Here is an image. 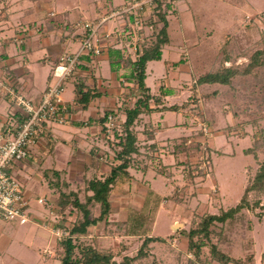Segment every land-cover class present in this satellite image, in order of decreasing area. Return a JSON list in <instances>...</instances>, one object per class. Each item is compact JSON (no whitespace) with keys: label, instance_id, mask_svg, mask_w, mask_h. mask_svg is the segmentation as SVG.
<instances>
[{"label":"rangeland","instance_id":"374dc122","mask_svg":"<svg viewBox=\"0 0 264 264\" xmlns=\"http://www.w3.org/2000/svg\"><path fill=\"white\" fill-rule=\"evenodd\" d=\"M100 1L105 3L106 7L96 0H57L56 6H52L50 9L44 8L42 15L44 18H40V23L32 28L30 27L33 30L28 31L30 32L28 37L32 38L35 43H37L36 39H44L41 42L44 45L40 46V48L45 51L50 44L57 43L56 40L61 34H69V38L73 40L70 44L71 49L67 50V48L60 47V50L56 51V54H59V56L57 55V60H59L63 54L80 52L83 39L88 37L90 33L87 35L85 33L88 32V28L85 26L86 22L93 25L102 18H107L104 21L101 20L102 24L92 26L94 32L91 34V43L96 44L101 49V52L93 57V60L95 61L101 56V53L108 46L123 49L125 56L129 55L134 60L137 57L136 51L139 52L142 48L153 46L156 35L163 25L159 19V14H163L166 18V32L169 40L162 46L161 58L154 61L150 60L151 62L148 61L146 63L145 85L148 87L150 94H154L158 98L157 101L150 100L152 108L165 107L172 111L174 116L183 115L180 121L186 122L189 128L182 133L178 131L176 136H181L185 133L184 135L187 137L184 138H187L186 144L189 147L187 152L175 155L173 154L174 144L172 143L166 145V142H159V139L154 143H141L145 139V127H142V122L148 120V116H143L142 122L141 118H137L135 122L141 123L139 125L141 129L138 127L139 129L135 131L140 133L138 135L140 143L138 147L141 149L140 155H127L126 158L131 167L125 169L126 171H121L122 176L120 178L122 180L126 179L128 176L126 174L131 171H129L130 168L142 170L146 166L148 169L151 168L148 170L151 180L155 177L154 181H156L155 184L152 181L150 182L151 189H146L148 192L145 195L138 196L143 199V203L137 202L140 204L138 207L141 212L128 208L124 203L121 204L127 206L125 209L130 214L133 213L127 229L147 235L152 229L155 213L159 209L155 220V231L158 236H161L171 228L168 223L169 220L177 219V223H180L173 228L174 231L185 227L182 222L186 223L185 229L187 227L191 228L197 224L196 222L200 221L202 216L219 214L222 210L235 206L239 202L244 188L258 168L259 162L264 160V153L260 151L261 148L257 152L260 161L251 155L244 154V150L251 147L255 141L259 143V147H262V144L264 145V109L262 112H255L257 109L255 102H252L253 105H248L249 99L244 97H248L251 94L249 85L251 83H245L251 78V75L248 77L243 75L234 76L231 79L234 89H232L233 87L230 84H198L196 81L199 76L220 65L221 58L216 59V57H219L220 46L224 40H227L229 33H237L238 38L236 39L237 44L228 46L233 55L231 54V60L224 62V66L242 68L248 62L251 52L263 47L262 42H264V39L263 41L261 40L264 32V0H245L250 3L252 7L250 10L245 7L243 0H159L158 4L154 0H140L136 2V4L139 3L142 6V10L136 14L138 19H140V23L132 25V31L130 32L125 29V26L128 25L126 18L122 19L121 16L115 17L113 15L111 17L110 15H105L109 11L108 3L116 2L119 6H122L125 4V0ZM1 12L2 7L0 6V14ZM246 25L247 27L252 25L257 27L248 31L245 28ZM50 26H52V29L48 30ZM67 26L69 28L64 31V27ZM39 27L40 30L38 29ZM115 28L125 30L123 35H121L123 37L118 38V36L112 35L106 38L104 36V33L110 34ZM16 37L17 34L11 33L7 35L6 39ZM20 38L21 35L18 34L16 42H19V44ZM238 51L244 54L234 57V54ZM84 52L82 51L80 54H84ZM33 55L41 54L37 52ZM92 65L94 63L91 65L87 62L82 63L81 73L87 72L88 74V69L91 70ZM49 67L50 65L48 64L45 67V71L49 70ZM108 69V66L105 67L106 71L103 74H101V70L99 77L95 74L99 79L96 85L98 86V84L102 83L101 79L103 81L111 80L112 85L110 82H103L100 85L101 88L104 86L105 88L109 87L111 90L108 91L109 93L118 94L116 92H119L122 98H118L117 95L118 100L114 98V104L110 99L111 96L98 101V113L104 114L107 110L109 112L112 109L122 110L119 112L121 114L120 121L122 122L125 119V110L129 106L131 107L143 93L139 89L136 80L130 79L131 85H125L124 81H118L111 74L112 72L107 74ZM73 74L65 82L71 77H75V74L74 76ZM104 74L106 75L105 77H103ZM118 82L121 85H118ZM106 84L110 85L106 86ZM73 86L74 84L72 85V83L67 85L66 91L62 94V99L63 97L67 99L71 96ZM123 88L124 91L122 92L121 89ZM170 89L173 90L172 94L168 92ZM124 94L126 95L124 96ZM231 94H234L235 97L233 98ZM63 102L65 103L66 101L64 100ZM171 106L176 107L173 110ZM245 107L249 108L245 115L240 114L237 116L233 114L234 111L239 112ZM165 112L156 113L154 117L151 114V120L158 122L157 116H160V114L165 116ZM102 116L98 117V119ZM202 116L205 118L203 119ZM171 118L172 115L168 116V119ZM255 118L256 121L254 123L251 120ZM99 124L101 123L99 122ZM101 126H103V123ZM120 130H123L122 123ZM119 131L117 132H121L124 136V132ZM102 132L104 139H112L110 140L112 143L110 144V151L106 150L108 157L106 155L104 158L107 159L106 163L111 164L110 167H114L121 162L116 157V152L119 150V147L116 146L117 140L111 134H106L104 128ZM154 135L158 136V138H163L164 136L168 137L169 133H165V135L162 133L155 134L154 131ZM197 142L201 144L199 150H196L195 147ZM104 144L107 145L106 142ZM153 145L154 147H152ZM79 148V151L74 153L75 156L70 158V161H64V158H60L58 161L56 159L55 165L51 163L44 164L43 160L45 158L40 159V154L39 156L36 155L37 158H29L25 162H19L21 164L18 165L19 168L16 172L23 185L26 186V194L31 202L29 206L30 220L20 225L15 220L5 222L0 220V225L3 224L7 236H12L14 233L17 234V232L22 233L30 226L42 228L48 234L50 233L51 236H37L35 247H27L24 244V240L26 242L25 236H18L16 237L17 242H12L7 247L5 244L6 240L2 239L5 235L2 234L0 237V264H17L12 261V257L7 255L6 252H10L15 258L22 262L24 261L26 264H61L57 252L60 239L57 237L56 232L57 230L59 232L64 231L63 236H67L68 229L75 220L80 218L81 214L77 208L68 206L71 203H66L65 207L62 208L59 205V196L61 193H69L67 186L70 184L69 180H71L75 182L77 188H80L79 192L82 195L78 198L81 202H84L87 198V181L90 178L92 179V176L98 175V171L92 173V169L88 166L90 164L93 165V161L92 163L89 161L91 156L88 157L86 155L84 157L85 153L88 154L92 151L94 155L95 149L88 150L92 147L86 144L85 147L80 144ZM155 151H157V154ZM97 153H99V150ZM207 155L212 158L210 162L205 160ZM157 158L162 161L159 162ZM38 163L41 167H38ZM53 166H60L63 173L68 172V174L66 176L62 175V171L60 173L56 171L55 174L54 170H52ZM104 170L105 174L107 173L108 175L110 173L109 167L100 171L104 172ZM135 174L141 178L140 181L142 183L144 181L146 183L150 179L149 176L147 178L148 172L147 174H141V171H137ZM144 187L148 188L142 184L143 191L145 190ZM111 188L108 198L111 203L113 202L114 206L106 217L107 222L105 219L98 221L89 226V230L84 236H75L76 248L74 256H79L81 246L87 244L94 245L100 250L111 251L113 253L112 260L117 263L126 257H134L137 253L141 245L139 238L130 237L123 239L120 236H112V233H108V231L114 230L110 222L115 221L117 218L118 210L115 205L116 200L118 199L120 202L121 198L118 197L120 188L116 184ZM135 188L138 192L137 185H135ZM165 193L167 196L164 195ZM163 195V199L167 200L166 203H169V200L173 202L164 207L159 206V201ZM39 197L43 198V203L37 202L36 198ZM71 198L74 197L71 196ZM255 198L256 194L254 192L248 194L250 203ZM259 200V207L242 209L239 214L234 216L235 220L231 223H215L210 226L211 239L206 242V245L201 250V253H205V257H203L204 259L201 257V261L205 260V262L200 261L197 264H220L210 257V245L213 242L217 244L218 236H232L233 247L229 246L233 250L231 251L230 248H227L232 257L241 258L242 260L252 257L254 264H264V259L261 256L262 252H264V193L259 196ZM176 204L180 205V207L178 206L180 209L168 214L167 208L170 205L175 207ZM186 206L189 210L183 208ZM87 211L89 218H94L99 214V205H96V203L87 204ZM192 213V220H187ZM37 231L38 229L34 228V232L36 233ZM0 232L2 231L0 230ZM184 232L179 233L184 235ZM28 238L27 242L30 244L31 240ZM224 246H220V249H223ZM174 247L159 244V249L158 247H151L147 250V257L133 259L131 262L132 264H188L186 256L188 258H193V256L188 254V252H186V256L178 253L180 251L183 252L184 249H182V246L178 248L177 242Z\"/></svg>","mask_w":264,"mask_h":264},{"label":"crops","instance_id":"0c3cea01","mask_svg":"<svg viewBox=\"0 0 264 264\" xmlns=\"http://www.w3.org/2000/svg\"><path fill=\"white\" fill-rule=\"evenodd\" d=\"M56 1L57 0H0V3H1L0 6L2 7V12L0 14V83L1 82L2 83H8L9 86H12L16 91L24 94L25 96L29 97L33 101H38L40 99L41 94L43 93V91L46 89V87L48 86V84L50 82V78H51L50 74H51L52 68L57 63V57L59 56L58 53L56 54V51L60 50V47L67 48V50L71 49L70 44L72 43L71 41H73L69 38V34L65 35L63 33L57 38L56 44H50V46L46 47V50L44 51L42 48H40V46L44 45L43 43H41L42 40H44V39H41V38L36 39L35 36H33V38L36 39V41H37V43H35V41L32 38L28 37V35L30 33L28 31L33 30L31 28L34 25H37L38 23H40L39 22L40 18H44V17H42L43 12H44V8L50 9L52 6H56ZM96 1L100 2L101 4H103L106 7L105 3H102V1H100V0H96ZM133 1L134 0H125L124 3L133 2ZM117 5H119V4L116 2H113V3H108L107 7L110 9V8H113L114 6H117ZM68 28H69L68 26L64 27V31H66V29H68ZM38 29L40 30V27ZM50 29H52V26H50V28L48 30H50ZM11 33L17 34V37L6 39L7 35H10ZM18 34L21 35L20 44H19V42H16L18 39ZM72 35H74V34H72ZM2 37H5V38H2ZM47 40H49V39H47ZM52 41H54V40H52ZM107 51H108V47H106L105 51L103 53H101V56H99L95 61L93 60L94 56L89 57L90 58L89 59L88 56L86 55L81 59V61H80L81 65H82V63H85V62H87L89 65L94 63V65L91 66L92 67L91 70L88 69V71H89L88 74H87V72L84 74L81 73L82 72L81 71L82 66L77 67L76 70L74 71L75 77H71L67 82H65V86H64L62 94H64V92L66 91V87H67V85H69V83L70 84L72 83V85L74 84L73 89H72L73 93L71 94V96H69L67 99H65L63 97V99L66 101L65 102L66 105H68V107H69V123L68 124H57V123L49 124L46 132L41 137L40 142H38V144L34 148L32 154L30 155L29 158H33V159L37 158L36 155L39 156V154H40V159L45 158L43 160L44 164H46V163L50 164L51 163L52 165H55L56 159L58 161L60 158H64V161H66V160L70 161V158H72V157L74 158V156H75L74 153L79 151L80 144H82L84 147L86 144L89 147H92L88 150L91 151L92 149H95L94 155L92 154L93 151L89 152L88 154H86L84 152L85 153L84 157L86 155H88V157L91 156V158H89V161H90V163H92V161H93V165L92 164L88 165L90 167V169H92V173H95L98 171V175L96 174V176L95 175L92 176V179L93 178L103 179L107 176V173L105 174V170H104V172H102L100 170H102L103 168L105 169V168L109 167V171H110L112 168V167H110L111 164L109 165L108 163H106L107 159L104 158L107 155L106 150L110 151V144H112L110 140H112V139L111 138L110 139L109 138L104 139V137H103V132H102L103 126H101V125L104 122V120L101 121V119H103L104 114L108 113V110L104 114H99L98 113L99 108L97 107V103H98V101L105 99L107 96H111L110 99L114 104L115 99L118 100L117 95H118V98H122V95L119 94V92H116L118 94L109 93L108 91H111L109 87L105 88V86H104L103 88H101L100 85L103 84V82H105V83L110 82V84L112 85L111 80L103 81L101 79L102 83L100 85L98 84V86H97L96 82L99 79L96 77V75H98V77H99L100 71L102 70L101 74H103L106 71L105 67L108 66L109 69L107 70V74L112 72L111 74L114 75V77L118 81L122 80V81H124L125 85H127V84L131 85V82L129 80H127V78L125 76L126 75L125 73L127 72L126 68H120L118 71H112L110 69ZM37 52H40L41 55H33L34 53H37ZM48 64L50 65L49 70L45 71V67ZM74 74H73V76H74ZM86 75H88V76H86ZM105 76L106 75L104 74L103 77H105ZM79 77H82V78H79ZM77 80L83 81L85 86L90 87L92 92L96 91L99 93V95L97 97L91 98L90 101L85 106L82 105L80 102H78V96L75 92V86H76V83H78ZM110 84H106V86L110 85ZM118 85H121V83L118 82ZM121 91L123 92L124 88L121 89ZM168 92H170V94H172L173 90L170 89V90H168ZM125 95L126 94H124V96ZM112 96H113V98H112ZM103 103H105V102H103ZM108 105H110V104H108ZM160 109H161V111H160ZM15 110H17V107L14 104V102L11 100L10 97H8L4 93V89L0 88V130L3 128H6L8 126V122H10V116L8 115V112L9 111H15ZM162 112H165L166 114H164L165 116H163V115L161 116V114H160V116H157L158 122H154L155 120H151V116H150L151 114H152V117H154V114L162 113ZM170 115H172V118L168 119V116H170ZM178 115L174 116L172 111L162 109V107H159V109L157 108V109L151 111L150 113H141L138 116L139 119L141 118V122L143 120L142 119L143 116H148V120H145L144 122H142V127H145V133H144L145 139L141 143H144V144H145V142L154 143L155 141H157V139H159L160 140L159 142H162V141L166 142V145L169 143H172L175 146V144H177L178 141L180 142L184 137H187L184 135L185 133H183L181 136L180 135L176 136L177 135L176 133L178 131H180L182 133L183 131H186L189 128V126H188V124H186V122H183V120L180 121V119L182 118L183 115H181V114H178ZM100 116H102V117L98 119V117H100ZM11 118L16 120L15 122H18L21 120L20 119L21 115L19 112H17ZM135 121L131 127V130L134 132V135L136 137L135 145L137 146L138 150L131 153V154L132 155H140L141 149H140V147H138V145L140 144L139 140H138L139 139L138 135L140 133L135 132V131L140 128L139 125L141 123L139 124ZM99 122L101 124H99ZM145 123H146V126H145ZM154 131H155V134L156 133H162L165 135V133H169V136L168 137L164 136L163 138H158V136H156V135L153 136ZM173 133H174V135H173ZM154 137H156V138H154ZM105 142L107 143V145L104 144ZM152 147H154V145ZM162 149H164V148H162ZM98 150H99V153H97ZM112 151H115V150H112ZM96 153H97V155H96ZM155 153L157 154V151H155ZM179 153H183V151L177 152V151H175V147H174L173 154L178 155ZM97 156H99V157H97ZM107 157H108V155H107ZM109 157H111V156L109 155ZM157 159L159 162L162 161L159 158H157ZM20 164L21 163H18L16 165V169L19 168L18 165H20ZM57 165H59V164L57 163ZM38 167H41V165H39V163H38ZM128 167H131V164H128L127 168ZM149 169H151V168H149ZM149 169L146 166H144L142 170L130 168L129 171L130 170L131 171L126 174V175H128L126 177V179L122 180V178H120L122 176L121 175L117 178L115 183L112 185V186H114L116 184V186L118 188H120V190H119L120 193H119L118 197L119 198L121 197L120 202L117 199L116 200L117 202L115 205V208L118 210L117 211V218L115 221L110 222L111 227H114V228L117 227L116 232L112 233L113 234L112 236H120L123 239H125V238L128 239L130 237L131 238L137 237L140 239L141 242L145 237L155 236V237H159V238L164 239V241H153L149 244L150 247H153V248L158 247V249H159V244L160 245L164 244V245H168V246L170 245V246L174 247V244L177 242V247L179 248L182 246V249H184V251L182 250L183 252H181L179 250L182 256H183V254H185V256H186V252H188V254H191L187 249L188 248V238L186 236V231H188L189 228L187 227L185 229V227H186L185 222H182L183 225L185 226L184 228H182V230L179 229V230L174 231L173 230V225H174L173 223L177 222V219H174L172 221L169 220L168 223H169V225H171V228H169V231L164 233V235H161V236H158V234H156L155 220H156V215H157V212L159 211V209L155 213L156 215H155V219H154V222L152 225V229L147 235L135 233V232H132L129 229H127L128 222H130V220L132 219L131 215H133V213L130 214V212L125 209V207L128 206V208L136 209L138 211L139 210L138 206L140 204H138L137 202L139 201V202L143 203V201H142L143 199H141L142 197L139 198L138 196L145 195L148 192V191H146V189H151V183H150L151 181H152V183L155 184V181H156V180L154 181L155 177L151 180V177H150V174L148 171ZM52 170H54L55 174H56V171H58L59 173L62 171L60 166H53ZM137 171L138 172L141 171V174H147V172H148L147 178L149 176V178H150L149 181H146V183L144 181V183H142V181H140L141 178H139L135 174V173H137ZM61 174L66 176L68 174V172L63 173V171H62ZM102 174H103V176H101ZM144 176H146V175H144ZM69 181H70V184H68V186H67L68 191L75 193L78 197L79 196L81 197L82 194L79 192L80 188H77V185L75 184V182H73L71 180H69ZM137 181H139V182H137ZM142 184H144L148 187V188L144 187L145 188L144 191L142 190ZM135 185H137L138 192L135 188ZM74 187H76V188H74ZM43 189H44V187H43ZM111 190H112V188H111ZM111 190H110V192H111ZM91 194H92L91 191H87V193H86L87 196H90ZM109 195H110V193H109ZM164 195H166V193ZM164 195L161 197L162 199L159 201V206H161V207L167 206L169 203L171 204V202H173V201L169 200V203H166L167 200L163 199ZM92 203H96V202H92ZM92 203H89V204H92ZM122 203L126 204L127 206L121 205ZM71 204H69L68 206L76 208L73 206V204L72 205ZM96 205H98V204L96 203ZM113 206H114L113 202L111 203V201H110V209L113 208ZM178 206L180 207V205H178V204H176L175 207L170 205L167 208V213L170 214L174 210H177V209L179 210L180 208ZM183 208L185 210H187V209L189 210V208L187 206L183 207ZM139 212H141V211L139 210ZM192 218H193V213L191 214V216L189 218H187V220H192ZM3 222H5V221H3ZM4 224H6V223H4ZM18 225H20V224H18ZM120 225L123 227L125 232L123 230L122 231L118 230V226H120ZM34 228L38 229L39 232L37 231L35 233ZM0 230L2 231V232H0V237L2 236V234L5 235L2 239L6 240L5 244L7 247L10 244H12V242H17L16 237H18V236H25L26 242L24 239L23 240H24V244L27 247H35V245H36L35 243L37 242L36 241L37 236H51L50 233L48 234L45 230H43L42 228H38L37 226L36 227L30 226L26 230L22 231V233L17 232V234L14 233V235H12V236H7L5 234L6 230H4L3 224L0 225ZM88 230H89V227H88ZM183 231H185L184 235L179 233V232H183ZM27 237H29L28 239L31 240L30 244H28V242H27L28 241ZM229 242H231V243L228 244ZM232 242H233L232 236H227L225 243H217V244L219 245L218 246L219 248H220V246L225 245L223 247V250L225 252H227L230 256H232V254L229 253L228 249H227V248H230V246L233 247ZM215 244H216V242H215ZM183 247H185V248H183ZM178 248H176V249H178ZM34 250H35V248H34ZM230 250H231V248H230ZM262 253H264V252H262ZM6 254L9 255L10 257H12V261H15L17 264H20V263L26 264L24 261L22 262L18 258H15V256L12 255L10 252H6ZM201 254L202 255H200V257H202V258L205 257V253H201ZM191 256H192V254H191ZM186 257H188V256H186ZM46 261H48V260H46ZM204 262H205V260H203V263ZM215 262L220 263L218 261H215ZM230 263H233V262H230ZM220 264H222V263H220ZM227 264H229V263H227Z\"/></svg>","mask_w":264,"mask_h":264},{"label":"trees","instance_id":"16d2710c","mask_svg":"<svg viewBox=\"0 0 264 264\" xmlns=\"http://www.w3.org/2000/svg\"><path fill=\"white\" fill-rule=\"evenodd\" d=\"M245 3V7H247L248 10L252 9L249 2L243 0ZM157 4L159 3V0H154ZM241 4V3H240ZM243 5V4H242ZM118 6H114L113 8H110L109 10L118 8ZM204 13V12H201ZM200 13V14H201ZM129 21L130 23L134 22L135 15L129 14ZM122 19H127V15L123 14L121 16ZM159 19L162 21V27L159 29L156 40L150 48L145 47L142 48L141 51H136V59L132 60L129 55L125 56L124 50L121 48L108 46V62L110 69L112 71H118L120 68H126L127 72L125 73L126 78L128 80L132 79L133 81L136 80L139 89L142 90L143 95L138 97L135 101V103L128 107L125 110V120L122 123V127L124 132L121 134L119 130L114 131L112 137L116 138V146L119 147V150L116 152V157L120 159V163L115 165L111 168L110 173L103 179L93 178L87 181V190L91 191L92 194L90 196H87L86 200L84 202H81L78 198V196L72 192L69 193H61L60 194V200L59 205L64 208L66 203H72L74 207L78 209V212H80L81 216L77 220L73 222V225L68 229V235L64 236V238H59V248L57 250L59 261L61 264H132L133 259L138 258H145L148 256V249L151 247L149 244L153 241H164V239L151 236V237H145L140 247L137 250V253L134 257H126L121 262L117 263L116 261L112 260L113 253L109 250H100L96 246L92 245H82L80 248V255L74 256V250L76 248V244L74 242L75 236H84L86 232L88 231V227L92 224L97 223L98 221L104 220L107 222L106 217L108 216L110 212V201H109V193L111 190L112 185L115 183L117 178L121 176V171H126L129 161L127 160V155H130L131 153L137 151V146H135L136 137L131 130V127L134 123V121L138 118V116L141 113H150L151 111L157 109L152 108L150 105V100L157 101L156 95L150 94V91L148 87L145 85V67L146 63L150 60H158L161 58L162 55V46L168 42L167 32H166V26H167V20L164 17L163 14H159ZM259 25V24H258ZM256 25L248 26L246 25V29L248 31L253 30ZM118 28H115L113 32L110 33V36H118V38L123 37L121 34H118ZM126 31H131L130 26H125ZM87 34V32H85ZM227 40H224L223 44L220 46L219 49V57H216V59L221 58V63L218 67L213 68L212 70L208 71L207 73L201 75L197 79L198 84L203 83H219L224 85H229L233 87V84L231 83V79L234 76L243 75V76H250L247 81H245L246 84H249L251 87V94L247 96H244L249 99L248 105L252 104V102H255L257 109L255 112H262L264 109V42L262 48H257L251 52L249 55L248 62L243 66L242 68H239L237 66H224V62L229 61L232 59V53L228 49V46L230 44H237L236 39L238 38L237 33H229ZM264 39V32L262 33V40ZM121 40V39H119ZM122 41V40H121ZM232 54V55H231ZM244 54L240 51L236 52L234 54V57L236 55ZM86 56L82 55L79 57V60ZM88 58L91 57L89 54L87 55ZM95 56V55H93ZM90 59V58H89ZM181 62V60H180ZM80 63V62H79ZM77 65V67H80L81 64ZM76 67V68H77ZM79 80V79H78ZM77 80V81H78ZM234 89V87L232 88ZM75 92L78 96V102H80L82 105H86L91 98L97 97L99 95L98 92L94 91L92 92L90 87L85 86L83 81H78L75 86ZM217 94V92H216ZM234 98L235 95L231 94ZM257 101V102H256ZM232 106V105H231ZM176 106H171V108L174 110ZM162 109L168 110V108L163 107ZM249 108L245 107L241 109L239 112L234 111V115H240L244 114ZM171 110V109H170ZM107 114V113H106ZM103 116V119L101 121L105 120V115ZM203 119L205 118L202 116ZM206 121V119H205ZM255 123L256 118L254 120H251ZM121 128V126H120ZM119 131L120 133H118ZM202 132V131H201ZM203 133V132H202ZM187 139L183 138L180 142L175 144V151L177 152H187V145L186 144ZM258 142H254L251 147L246 148L244 150V154L251 155L252 157L256 158V160H259L258 157V150L259 148L262 153H264V145L262 144V147H259ZM116 147V148H117ZM196 150H199L201 147L200 142H197L195 144ZM122 158V159H121ZM205 160L210 162L212 158L210 155H207L205 157ZM250 192H254L256 194V198L253 200V202H249L248 200V194ZM264 193V160L259 162V166L256 169L252 179H250V182L247 184V186L244 188V192L242 196L239 199V202L230 208H227L226 210H222L219 214H208L205 216H202L200 218L199 222H196L197 224L195 226H192L189 228L188 231H186V236L188 238V251L192 254L193 258L187 257L188 264H197L201 261V250L206 245V242H208L211 239V231L210 226L215 223H221L225 224L226 222L231 223L233 220H235V217L237 214L240 213V211L244 208L247 209H254L260 206V200L259 196ZM74 197V198H71ZM96 202L99 205V214L94 218L88 217V211H87V204ZM71 214V212H69ZM117 228V227H116ZM116 228L114 230L112 228L111 231H108V233H113L116 231ZM119 231H124L123 227L120 225L118 226ZM182 230V229H181ZM125 232V231H124ZM227 236H218L217 237V243H225ZM180 253V252H178ZM181 254V253H180ZM262 258L264 259V253H262ZM210 257L213 260H216L222 264H227L230 262H233L234 264H254L253 258L248 257L246 259L241 258H234L230 256L227 252H225L223 249H220L218 247V244L211 243L210 245ZM261 258V259H262ZM203 261V260H202ZM201 261V262H202Z\"/></svg>","mask_w":264,"mask_h":264},{"label":"built area","instance_id":"2783aa9c","mask_svg":"<svg viewBox=\"0 0 264 264\" xmlns=\"http://www.w3.org/2000/svg\"><path fill=\"white\" fill-rule=\"evenodd\" d=\"M140 0L126 2L118 8L109 10L105 15L111 17L127 15L128 26L139 24L140 19L137 12L142 10ZM129 14L135 15L134 22L130 23ZM107 18H102L104 21ZM93 25L102 24V21ZM92 23H85L88 28V37L83 39L80 52L76 54H63L51 72V78L48 86L41 94L38 101H33L24 94L16 91L8 83H0V88L11 98L17 107L15 111H9L10 122L8 126L0 130V220L17 221L19 224L27 223L30 220L29 206L30 199L26 194V186L17 175L16 165L19 162L27 160L32 154L34 148L40 142L41 137L46 132L49 124H68L69 107L62 99L65 80H67L76 70L79 57L82 55H97L101 49L96 44L91 43V34L94 32ZM123 30H118V34L123 35ZM132 31V30H131ZM86 34V35H87ZM110 34L104 33L107 38ZM19 112L21 120L15 122L12 116ZM121 110L112 109L105 115L103 128L106 134L113 135L114 131L120 130ZM206 126V125H204ZM204 133V132H203ZM205 134V133H204ZM38 203H43V198H36ZM59 229V228H58ZM57 237H64V231L57 230Z\"/></svg>","mask_w":264,"mask_h":264},{"label":"water","instance_id":"95a60500","mask_svg":"<svg viewBox=\"0 0 264 264\" xmlns=\"http://www.w3.org/2000/svg\"><path fill=\"white\" fill-rule=\"evenodd\" d=\"M180 223H175L174 225H173V228H175L176 226H178Z\"/></svg>","mask_w":264,"mask_h":264}]
</instances>
